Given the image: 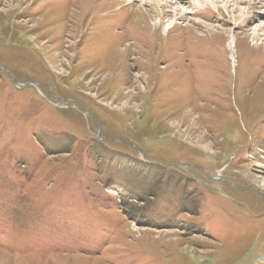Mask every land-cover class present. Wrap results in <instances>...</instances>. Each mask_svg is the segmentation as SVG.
Listing matches in <instances>:
<instances>
[{
	"label": "rangeland",
	"instance_id": "rangeland-1",
	"mask_svg": "<svg viewBox=\"0 0 264 264\" xmlns=\"http://www.w3.org/2000/svg\"><path fill=\"white\" fill-rule=\"evenodd\" d=\"M152 1L0 0V264H264V1Z\"/></svg>",
	"mask_w": 264,
	"mask_h": 264
},
{
	"label": "bare ground",
	"instance_id": "bare-ground-1",
	"mask_svg": "<svg viewBox=\"0 0 264 264\" xmlns=\"http://www.w3.org/2000/svg\"><path fill=\"white\" fill-rule=\"evenodd\" d=\"M253 1H254V0H249V3H254ZM262 1H264V0H262ZM152 2H153V3H160L158 0H153ZM144 4H145V3H144ZM257 4H263V3H257ZM145 5H146V4H145ZM162 13H163V12H162ZM143 20H144V19H143ZM138 24H139V23H138ZM143 27H145V26H143ZM143 29H144V28H143ZM167 33H168V32H167ZM166 35H167V36H166ZM166 35H165V36H166V38H167L168 35H169V33L166 34ZM164 38H165V37H164ZM166 38H165V39H166ZM162 40H163V39H162ZM234 40H235V39H234ZM234 40H233V41H234Z\"/></svg>",
	"mask_w": 264,
	"mask_h": 264
},
{
	"label": "water",
	"instance_id": "water-1",
	"mask_svg": "<svg viewBox=\"0 0 264 264\" xmlns=\"http://www.w3.org/2000/svg\"><path fill=\"white\" fill-rule=\"evenodd\" d=\"M14 83H15L16 85H18L17 82L14 81ZM84 110H85V109H84ZM145 159H146L147 162H149V160H148L147 157H145ZM160 165H161V164H160ZM162 165H164V166H169V167H176V168L179 167L178 165H173V164H162Z\"/></svg>",
	"mask_w": 264,
	"mask_h": 264
}]
</instances>
